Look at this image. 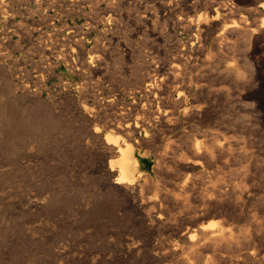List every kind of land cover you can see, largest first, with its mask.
<instances>
[{"label": "rangeland", "instance_id": "1", "mask_svg": "<svg viewBox=\"0 0 264 264\" xmlns=\"http://www.w3.org/2000/svg\"><path fill=\"white\" fill-rule=\"evenodd\" d=\"M198 1L0 0V264H264L260 54L191 48Z\"/></svg>", "mask_w": 264, "mask_h": 264}, {"label": "bare ground", "instance_id": "2", "mask_svg": "<svg viewBox=\"0 0 264 264\" xmlns=\"http://www.w3.org/2000/svg\"><path fill=\"white\" fill-rule=\"evenodd\" d=\"M182 1V0H181ZM194 1V0H193ZM197 3L199 2L196 0ZM184 2V1H183ZM228 2L230 4L228 5ZM211 0L210 4L203 7L202 12L198 14L196 17H189L185 22H187L188 26L194 29V33L192 35V40L190 42V47L195 48L197 42H201L205 38H209L208 36L214 35L216 41L224 44L228 43V40L231 38H240L248 40L251 51L255 54H260L258 57H255L257 76L259 81V86L264 87V0ZM179 3V2H178ZM177 3V4H178ZM187 3V2H186ZM158 4V3H157ZM184 4V3H183ZM189 4V3H188ZM194 4V3H193ZM185 5V4H184ZM199 5V4H198ZM204 5V3H203ZM168 6V5H167ZM191 6V5H190ZM200 7V6H199ZM196 8V7H195ZM196 11V10H195ZM233 11V12H232ZM235 15L240 14L241 21L238 23L227 24L225 23L224 16L230 12ZM172 14V13H171ZM185 15V14H184ZM193 16V15H192ZM230 16V15H229ZM228 16V17H229ZM238 16V15H237ZM239 17V18H240ZM237 18V17H235ZM230 19V18H228ZM185 20V19H184ZM180 22V21H179ZM182 26V25H181ZM191 31V30H190ZM190 36V35H189ZM207 41V39H206ZM238 41V40H237ZM241 41V40H240ZM215 42V41H214ZM213 42V43H214ZM232 44L233 42L230 41ZM66 43V42H65ZM217 43V42H216ZM235 43V42H234ZM236 44V43H235ZM238 44V43H237ZM244 44V42H243ZM203 45V41H202ZM205 46V45H204ZM222 46V45H221ZM229 46V45H228ZM234 46V45H232ZM202 47V46H201ZM216 47V46H215ZM220 47V46H218ZM224 47V46H223ZM202 49V48H201ZM191 50V49H190ZM218 50V49H217ZM236 50V49H235ZM245 50V49H244ZM213 51V50H212ZM222 51V50H221ZM225 51V50H224ZM230 51V50H229ZM237 51V50H236ZM249 51V50H247ZM246 51V52H247ZM93 52V51H92ZM228 52V51H227ZM220 53V51H219ZM225 53V52H224ZM234 53V52H233ZM222 54V53H221ZM228 54V53H226ZM76 55V54H75ZM78 55V54H77ZM232 55V54H230ZM235 55V54H234ZM253 55V54H252ZM188 56V55H187ZM228 56V55H227ZM226 56V57H227ZM244 56V55H243ZM225 57V58H226ZM231 57V56H229ZM246 57V56H244ZM212 58V57H211ZM216 58V57H215ZM234 58V56H233ZM237 59V57H235ZM181 59V58H180ZM231 59V58H229ZM250 59V57L248 58ZM77 60V59H76ZM219 60V59H217ZM227 60V58H226ZM246 60V59H245ZM225 61V59H224ZM232 61V60H231ZM230 61V62H231ZM229 62V61H228ZM76 63V62H75ZM234 63V62H233ZM231 63V64H233ZM249 63V62H248ZM221 64V63H220ZM228 64L227 65H231ZM226 65V64H225ZM236 65V64H234ZM191 66V65H190ZM213 66V65H212ZM232 66V65H231ZM158 68V67H157ZM228 68V67H227ZM230 68V67H229ZM231 69V68H230ZM229 69V70H230ZM236 69V68H235ZM223 70V69H222ZM238 71V70H236ZM186 72V71H185ZM229 72V71H228ZM158 74V73H157ZM174 75V74H173ZM164 76V75H163ZM175 78V77H174ZM163 79V78H162ZM253 79V78H252ZM250 80V79H249ZM158 81V80H157ZM257 81V80H256ZM168 83V82H167ZM251 83V80H250ZM249 83V84H250ZM256 85L258 84L255 83ZM183 85V84H182ZM202 86V85H201ZM258 86V85H257ZM166 87V86H165ZM250 87V86H249ZM255 87V86H254ZM201 89V88H200ZM260 89V88H259ZM188 90V89H187ZM188 92V91H187ZM165 94V93H164ZM261 99L264 100V95L261 93ZM165 97V96H164ZM163 97V98H164ZM199 101V100H198ZM195 99L189 100L185 102V107L192 114L197 116L202 115L205 112V107L202 104H199ZM140 104V103H139ZM181 104V103H179ZM140 107V106H139ZM184 107V108H185ZM130 109V108H129ZM130 113V112H129ZM173 116V115H172ZM196 116V117H197ZM165 121V120H164ZM152 124V123H151ZM140 127V126H139ZM140 129V128H139ZM206 141V140H204ZM106 142L108 144L114 145L115 149L112 151L114 155L117 156V168L110 167L109 173L110 176L114 174L115 177L114 184L119 187H123L124 190H128L131 185L134 184V181L138 177V161L133 154V146L127 140H114L109 137L106 138ZM200 143V142H199ZM202 144V142H201ZM204 144V143H203ZM211 145V144H210ZM195 153L198 155L202 153V145H197L195 147V142L193 144ZM225 146V145H224ZM201 151V152H200ZM207 151V150H206ZM214 151V150H213ZM193 152V151H192ZM159 155V154H158ZM195 155V154H194ZM206 155V154H205ZM198 157V156H197ZM195 158V157H194ZM193 158V159H194ZM200 158V157H199ZM198 158V159H199ZM192 159V160H193ZM197 159V160H198ZM196 161V159H194ZM192 162V161H190ZM203 162V161H202ZM112 163V162H111ZM197 163V162H196ZM197 166V165H196ZM116 167V166H115ZM109 176V175H108ZM140 176V175H139ZM139 178V177H138ZM139 180V179H138ZM136 184V183H135ZM122 188V189H123ZM131 190V189H130ZM217 190V189H216ZM220 194V193H219ZM218 194V195H219ZM226 194V193H225ZM206 205V204H205ZM213 234V231H210ZM223 234L224 232L221 231ZM217 233V232H215ZM222 233H220L222 235ZM205 234V233H204ZM218 234V233H217ZM219 234V235H220ZM208 235V234H207ZM212 235V238H215ZM227 236V235H226ZM210 237V236H209ZM223 237V236H221ZM225 237V236H224ZM211 238V239H212ZM226 239V238H225ZM213 242V241H212ZM216 242V240H215ZM220 242H222L220 240ZM218 243V242H217Z\"/></svg>", "mask_w": 264, "mask_h": 264}]
</instances>
